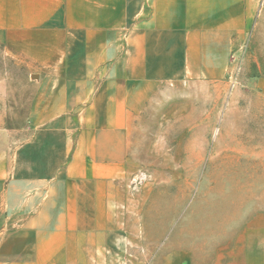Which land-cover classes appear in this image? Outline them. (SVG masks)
<instances>
[{
	"label": "crops",
	"instance_id": "obj_1",
	"mask_svg": "<svg viewBox=\"0 0 264 264\" xmlns=\"http://www.w3.org/2000/svg\"><path fill=\"white\" fill-rule=\"evenodd\" d=\"M263 16L264 0H0V264H264L263 211L233 232L156 220L129 189L168 137L184 164V124Z\"/></svg>",
	"mask_w": 264,
	"mask_h": 264
},
{
	"label": "rangeland",
	"instance_id": "obj_2",
	"mask_svg": "<svg viewBox=\"0 0 264 264\" xmlns=\"http://www.w3.org/2000/svg\"><path fill=\"white\" fill-rule=\"evenodd\" d=\"M257 33L249 31L230 56L231 66L241 60L236 86L229 82L228 70L224 82L197 103L192 121L184 124L193 139L184 144L191 147L183 150L184 164L175 163L179 151L168 137L167 143L156 144L160 148L152 145L160 150L150 151V164L135 167L129 189L149 192L142 200L151 209L148 217H176L183 223L194 217L216 226L225 218L233 232L239 217L264 212V95L254 85L264 75V16ZM235 50L240 58L233 57ZM185 154L202 163L185 164L191 161Z\"/></svg>",
	"mask_w": 264,
	"mask_h": 264
},
{
	"label": "built area",
	"instance_id": "obj_3",
	"mask_svg": "<svg viewBox=\"0 0 264 264\" xmlns=\"http://www.w3.org/2000/svg\"><path fill=\"white\" fill-rule=\"evenodd\" d=\"M245 47V46H244ZM241 54H243V52H240ZM237 54H239V52H236V50L234 51L233 57L235 58L237 56ZM240 55V54H239ZM241 56V55H240ZM238 58H240L239 56H237ZM231 63H229L228 66V70H229V82L231 83L232 87L236 86L237 84V80H238V72H240L241 69V60L240 59H236L232 62V66L230 65Z\"/></svg>",
	"mask_w": 264,
	"mask_h": 264
}]
</instances>
